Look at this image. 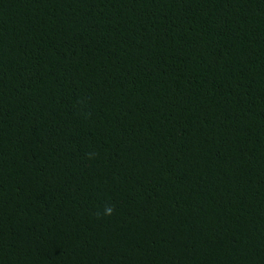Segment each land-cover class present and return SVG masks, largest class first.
Segmentation results:
<instances>
[{
	"label": "trees",
	"instance_id": "trees-1",
	"mask_svg": "<svg viewBox=\"0 0 264 264\" xmlns=\"http://www.w3.org/2000/svg\"><path fill=\"white\" fill-rule=\"evenodd\" d=\"M0 264H264V0H0Z\"/></svg>",
	"mask_w": 264,
	"mask_h": 264
}]
</instances>
